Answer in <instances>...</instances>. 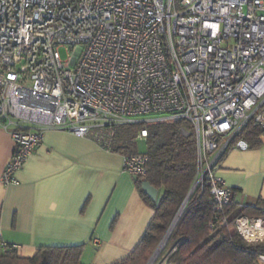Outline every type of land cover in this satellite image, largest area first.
<instances>
[{
	"label": "built area",
	"instance_id": "1",
	"mask_svg": "<svg viewBox=\"0 0 264 264\" xmlns=\"http://www.w3.org/2000/svg\"><path fill=\"white\" fill-rule=\"evenodd\" d=\"M161 118L191 126L194 184H206L225 224L221 160L249 149L250 124L264 138V0H0V128L14 144L3 184H17L47 130L110 150L117 126ZM147 161L123 155L121 167L142 179ZM234 225L244 241L264 242V208Z\"/></svg>",
	"mask_w": 264,
	"mask_h": 264
},
{
	"label": "crops",
	"instance_id": "2",
	"mask_svg": "<svg viewBox=\"0 0 264 264\" xmlns=\"http://www.w3.org/2000/svg\"><path fill=\"white\" fill-rule=\"evenodd\" d=\"M262 142L245 151L229 150L217 170L236 208H264L263 137ZM13 149L9 134L0 128L3 242L22 257H32L40 247L81 246L82 264H114L131 254L154 210L135 179L122 170L123 155L91 137L47 130L15 174L17 184L5 185L1 175Z\"/></svg>",
	"mask_w": 264,
	"mask_h": 264
},
{
	"label": "trees",
	"instance_id": "3",
	"mask_svg": "<svg viewBox=\"0 0 264 264\" xmlns=\"http://www.w3.org/2000/svg\"><path fill=\"white\" fill-rule=\"evenodd\" d=\"M147 155V175L136 179V186L145 203L154 210L142 239L131 254L114 264H146L169 228L179 207L195 183L197 172L196 144L189 123L182 119H153L117 126L110 150L121 155H134L135 139L141 130ZM249 148L261 145V131L250 124L244 131ZM142 181L158 191L156 202L141 191ZM261 210L225 206L216 222V212L206 184L198 186L186 202L183 213L154 264L166 258V264H259L264 256V242H246L236 232L237 216H259ZM214 224V228L210 226ZM81 246L40 247L32 257L19 256L16 249L2 248L0 264H82Z\"/></svg>",
	"mask_w": 264,
	"mask_h": 264
},
{
	"label": "water",
	"instance_id": "4",
	"mask_svg": "<svg viewBox=\"0 0 264 264\" xmlns=\"http://www.w3.org/2000/svg\"><path fill=\"white\" fill-rule=\"evenodd\" d=\"M194 186L191 187L190 191L188 192L187 196L185 197L184 201L182 202L181 206L179 207L177 213L175 214V217L173 218L169 228L167 229L166 233L164 234L163 238L161 239L159 245L154 250L153 254L149 258L147 264H153L158 254L161 252L162 248L164 247L165 243L167 242L171 232L173 231L176 223L178 222L181 214L183 213L184 207L186 202L189 200L191 194L194 191ZM141 191L145 194V196L152 202H156L158 198V191L149 185L147 181H142L141 183Z\"/></svg>",
	"mask_w": 264,
	"mask_h": 264
},
{
	"label": "rangeland",
	"instance_id": "5",
	"mask_svg": "<svg viewBox=\"0 0 264 264\" xmlns=\"http://www.w3.org/2000/svg\"><path fill=\"white\" fill-rule=\"evenodd\" d=\"M67 50L65 49V48H59V54H60V57H61V59L62 60H66L67 59ZM135 143H136V150L139 152V153H144V152H146V144H145V142L144 141H142L141 139H137V140H135ZM196 188H197V186H196ZM195 188V189H196ZM194 189V190H195ZM165 246V245H164ZM163 249V248H162ZM162 251V250H161ZM160 254V253H159ZM158 254V255H159ZM158 257V256H157ZM156 257V258H157ZM156 260V259H155ZM164 260V259H163ZM155 263V261L153 262V264ZM161 263V262H160ZM159 263V264H160ZM147 264V263H146Z\"/></svg>",
	"mask_w": 264,
	"mask_h": 264
},
{
	"label": "bare ground",
	"instance_id": "6",
	"mask_svg": "<svg viewBox=\"0 0 264 264\" xmlns=\"http://www.w3.org/2000/svg\"><path fill=\"white\" fill-rule=\"evenodd\" d=\"M196 186H194V189H195ZM254 237V236H253Z\"/></svg>",
	"mask_w": 264,
	"mask_h": 264
}]
</instances>
